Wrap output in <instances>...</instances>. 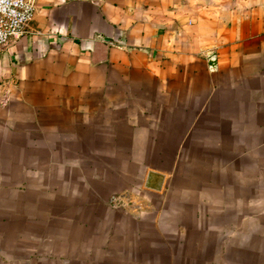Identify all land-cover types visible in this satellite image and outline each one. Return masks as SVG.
<instances>
[{
  "label": "crops",
  "instance_id": "obj_1",
  "mask_svg": "<svg viewBox=\"0 0 264 264\" xmlns=\"http://www.w3.org/2000/svg\"><path fill=\"white\" fill-rule=\"evenodd\" d=\"M33 2L0 52V264H264V0ZM144 185L140 219L109 205Z\"/></svg>",
  "mask_w": 264,
  "mask_h": 264
},
{
  "label": "built area",
  "instance_id": "obj_2",
  "mask_svg": "<svg viewBox=\"0 0 264 264\" xmlns=\"http://www.w3.org/2000/svg\"><path fill=\"white\" fill-rule=\"evenodd\" d=\"M34 10L33 0H0V52L23 36L33 18ZM129 203L131 210L137 214L150 210L148 204L143 205L133 193L127 191L116 196L111 205L115 209H121L127 208Z\"/></svg>",
  "mask_w": 264,
  "mask_h": 264
},
{
  "label": "rangeland",
  "instance_id": "obj_3",
  "mask_svg": "<svg viewBox=\"0 0 264 264\" xmlns=\"http://www.w3.org/2000/svg\"><path fill=\"white\" fill-rule=\"evenodd\" d=\"M138 190V192L137 191H133V190H130V189H127V190H125V191H127V192H131V193H133L134 194V196H136V200H138L140 203H142L143 205H147L148 204V207H150V209L151 210H153V207L152 206H154V202H153V198H152V192H151V190H149L145 185L144 186H142L141 188H137ZM125 191H122V192H125ZM153 191V190H152ZM122 192H119V193H116V194H114L113 196H111V198H110V203H109V205L112 207V205H111V202H113V199H115L116 198V196H118L119 194H121ZM153 202V203H152ZM153 204V205H152ZM119 206H122L121 204H119ZM130 206H131V204L129 203L128 204V207L127 208H123V207H121V209H115V208H113V209H115V210H118V211H121L123 214H125V215H127V216H129V217H131V218H133V219H140L141 217H143L146 213H148L147 212V210H145L143 213H141V215L140 214H137L136 212H133L132 210H131V208H130ZM123 208V209H122ZM150 210V211H151ZM149 211V210H148ZM149 211V212H150Z\"/></svg>",
  "mask_w": 264,
  "mask_h": 264
},
{
  "label": "water",
  "instance_id": "obj_4",
  "mask_svg": "<svg viewBox=\"0 0 264 264\" xmlns=\"http://www.w3.org/2000/svg\"><path fill=\"white\" fill-rule=\"evenodd\" d=\"M211 58H213V57H208V59H209V65H211V60H210Z\"/></svg>",
  "mask_w": 264,
  "mask_h": 264
}]
</instances>
